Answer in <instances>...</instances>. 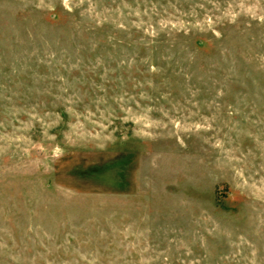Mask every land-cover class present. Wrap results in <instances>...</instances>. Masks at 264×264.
<instances>
[{
	"label": "rangeland",
	"instance_id": "obj_1",
	"mask_svg": "<svg viewBox=\"0 0 264 264\" xmlns=\"http://www.w3.org/2000/svg\"><path fill=\"white\" fill-rule=\"evenodd\" d=\"M0 264H264V0H0Z\"/></svg>",
	"mask_w": 264,
	"mask_h": 264
}]
</instances>
